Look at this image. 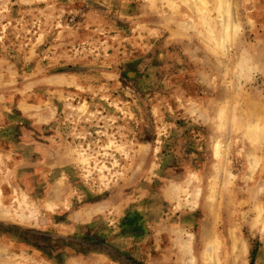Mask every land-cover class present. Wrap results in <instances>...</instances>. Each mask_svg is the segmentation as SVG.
Here are the masks:
<instances>
[{
	"label": "rangeland",
	"instance_id": "obj_1",
	"mask_svg": "<svg viewBox=\"0 0 264 264\" xmlns=\"http://www.w3.org/2000/svg\"><path fill=\"white\" fill-rule=\"evenodd\" d=\"M0 226V264H264V0H0Z\"/></svg>",
	"mask_w": 264,
	"mask_h": 264
},
{
	"label": "bare ground",
	"instance_id": "obj_2",
	"mask_svg": "<svg viewBox=\"0 0 264 264\" xmlns=\"http://www.w3.org/2000/svg\"><path fill=\"white\" fill-rule=\"evenodd\" d=\"M223 15H225V14H224V12H223ZM223 17H224V16H223ZM225 17H226V15H225ZM225 19H226V18H223V20H225ZM229 20H230V19H229ZM229 20H228V22H229ZM216 21H217V20H216ZM226 21H227V20H226ZM226 21H225V22H226ZM230 22H231V21H230ZM216 23H217V22H216ZM224 24H225V23H224ZM226 25H227V24H226ZM230 25H231V24H230ZM222 27H223V29H222V30L224 31V30L226 29V26L222 24ZM230 27H231V26H230ZM213 33H214V32H213ZM214 34H215V33H214ZM218 38H219V37H218ZM218 38H217V39H218ZM219 41H220V40H219ZM207 46H208V45H207ZM209 46H210V45H209ZM219 49H220V48H219ZM218 147H219V146H218ZM217 149H218V148H217ZM217 149H215V151H214V152H215V155H216V157H218V156H219V152H218V150H217ZM219 150H220V149H219ZM215 155H214V156H215ZM208 252H209V250H208ZM206 253H207V251L205 252V254H204V255H206ZM215 256H216V255H215ZM208 258L210 259V255H207V259H208Z\"/></svg>",
	"mask_w": 264,
	"mask_h": 264
},
{
	"label": "snow or ice",
	"instance_id": "obj_3",
	"mask_svg": "<svg viewBox=\"0 0 264 264\" xmlns=\"http://www.w3.org/2000/svg\"><path fill=\"white\" fill-rule=\"evenodd\" d=\"M0 228H2V226H0Z\"/></svg>",
	"mask_w": 264,
	"mask_h": 264
}]
</instances>
